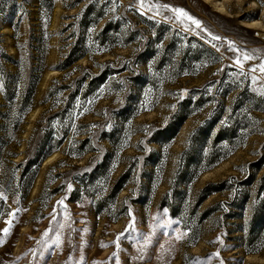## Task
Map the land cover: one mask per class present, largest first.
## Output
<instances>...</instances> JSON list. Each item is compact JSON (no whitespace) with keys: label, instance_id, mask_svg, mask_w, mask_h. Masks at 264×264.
Listing matches in <instances>:
<instances>
[{"label":"rangeland","instance_id":"rangeland-1","mask_svg":"<svg viewBox=\"0 0 264 264\" xmlns=\"http://www.w3.org/2000/svg\"><path fill=\"white\" fill-rule=\"evenodd\" d=\"M261 64L264 0H0V264H264Z\"/></svg>","mask_w":264,"mask_h":264},{"label":"snow or ice","instance_id":"snow-or-ice-1","mask_svg":"<svg viewBox=\"0 0 264 264\" xmlns=\"http://www.w3.org/2000/svg\"><path fill=\"white\" fill-rule=\"evenodd\" d=\"M140 3H141V6H143L144 0H140ZM171 10H172L175 14H177L178 18H179V17H186V18H187L188 20H190V21L192 22V24H194L197 28L200 27V21H198V20L192 18L191 16H189L188 13L185 12L183 9L173 8V9H171ZM213 39H219V37H213ZM244 59H246V60H247V59H251V57L248 56V55H245V56H244ZM237 63H238V64L240 63L239 59L237 60ZM259 70H260L261 72H264V64H261V65L259 66ZM252 71H256V69H252ZM11 215L14 216L15 214L13 213V214H11ZM7 223L9 224V226H11L12 221L9 220ZM130 227H131V225H130ZM2 232H3L4 236H7V235L9 234V228H8V227L4 228V229L2 230ZM178 238H179V237H178ZM57 240H59V237H57ZM3 242H4V241H3V238L0 237V244H2ZM216 255L219 256V253H216Z\"/></svg>","mask_w":264,"mask_h":264},{"label":"bare ground","instance_id":"bare-ground-1","mask_svg":"<svg viewBox=\"0 0 264 264\" xmlns=\"http://www.w3.org/2000/svg\"><path fill=\"white\" fill-rule=\"evenodd\" d=\"M214 5H215V7H216L219 11H224V10H225L224 7H223L222 2H220V1L214 3ZM249 25H250V26H256L257 23H255V21H253V22H251ZM259 36H261V35H259Z\"/></svg>","mask_w":264,"mask_h":264},{"label":"trees","instance_id":"trees-1","mask_svg":"<svg viewBox=\"0 0 264 264\" xmlns=\"http://www.w3.org/2000/svg\"><path fill=\"white\" fill-rule=\"evenodd\" d=\"M213 186H216L215 184H209L206 188H205V197L207 196V195H209L210 193H212L213 191H212V188L211 187H213ZM204 199V198H203Z\"/></svg>","mask_w":264,"mask_h":264}]
</instances>
